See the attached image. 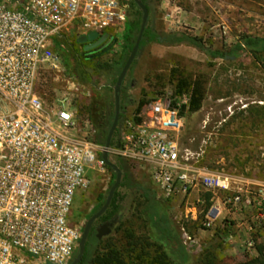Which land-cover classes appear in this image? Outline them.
<instances>
[{"label":"rangeland","instance_id":"374dc122","mask_svg":"<svg viewBox=\"0 0 264 264\" xmlns=\"http://www.w3.org/2000/svg\"><path fill=\"white\" fill-rule=\"evenodd\" d=\"M138 1L147 10L145 29L151 30L156 40L139 45L126 74L123 81L128 84L124 91L125 108L121 116L119 112L108 152L112 164L128 167L131 186L119 185L114 193L120 206L118 214L107 222L97 220L93 224L94 235L102 225H106L110 233L90 244L89 256L93 257L101 249V242L109 238L124 243L131 242L130 236H134L146 239L150 245L142 251L141 260L136 264H148L163 253L172 264H240L245 261L242 256L244 235L233 236L225 243L219 229L203 230L192 219L195 212L199 219L202 218L209 194L198 190L187 198L164 199L150 168L119 157L115 150L119 144L117 130L121 137L127 121L140 123L146 119L150 105L158 100L182 105L187 94L174 96L178 80L200 79L205 88L201 108L196 113L184 111L181 114L185 118L184 127L179 136L172 139L196 158L193 165L198 168L264 184V53L254 55L246 49L243 52L235 50L245 37L264 38V0ZM133 3L130 21L133 29L129 36L135 42L143 13L140 6ZM125 31L115 36L117 44L112 49L91 59L83 55V46L77 43L78 36L72 33L58 36L53 42L58 63L55 67L43 66L37 74L35 92L47 114L55 113L65 101L77 123L78 132H71L76 139L87 137L93 143L98 141V129L92 126L87 111L94 100L105 95L114 97V88L107 84L106 73L100 65L118 58ZM169 34L196 38L204 49L187 42L163 43L162 38ZM210 52L222 56L214 57ZM140 101L145 103L137 112ZM86 121L91 135L87 134ZM105 141L95 144L103 148ZM108 168L105 165L88 171L85 185L75 194L69 222L80 235L88 219L105 203L115 182V173ZM140 188L155 196L158 216L168 222L171 229L170 240L167 241L150 221L143 204L145 193ZM28 264L46 263L30 259Z\"/></svg>","mask_w":264,"mask_h":264},{"label":"built area","instance_id":"2783aa9c","mask_svg":"<svg viewBox=\"0 0 264 264\" xmlns=\"http://www.w3.org/2000/svg\"><path fill=\"white\" fill-rule=\"evenodd\" d=\"M131 20L127 0H0V264H69L77 250L73 200L87 172L105 166L103 148L71 134L77 123L65 101L47 114L35 81L43 66L58 63V36L114 38ZM187 105L186 96L182 105L153 102L146 119L125 123L115 153L147 165L164 199L209 194L194 223L219 229L225 243L244 235L242 256L253 259L256 245L264 246V184L193 165L196 158L172 139L184 127L180 109ZM86 129L91 135L88 121Z\"/></svg>","mask_w":264,"mask_h":264},{"label":"trees","instance_id":"16d2710c","mask_svg":"<svg viewBox=\"0 0 264 264\" xmlns=\"http://www.w3.org/2000/svg\"><path fill=\"white\" fill-rule=\"evenodd\" d=\"M145 3V0H141ZM133 0H130L129 5L130 9L134 8L135 5ZM135 20V19H134ZM126 31L122 37V44H121V52L118 54V58L110 63L101 64L100 68L106 73V81L108 85H111L113 88L116 86L118 76L127 61L128 54L134 47L135 42L131 40V33L133 26L130 22L126 26ZM115 38V37H114ZM116 39V38H115ZM136 40V39H135ZM147 40H156L155 34L151 32L149 29H145L140 46H142ZM55 41V40H54ZM163 43L168 45H177L184 42L194 45L199 49H204L201 42L196 38H192L186 36L184 34H169L162 38ZM244 49L250 51L254 55L264 53V38H257V37H245L242 39L240 44L235 46L236 51L243 52ZM84 51V50H83ZM82 51V52H83ZM210 54L214 57L222 56L220 53L210 52ZM83 55L86 59H91L94 57H98L101 54L93 56L88 52H83ZM128 87V84L122 83L119 92V112L120 116L125 108V96L124 91ZM113 91V90H111ZM182 94H187L188 98V105L187 107L183 106L181 114L184 111L188 113H196L201 108L202 102L205 96V88L204 83L200 79L195 80H187V79H180L178 80L175 88H174V96H181ZM124 101V102H123ZM144 101H140L137 112L141 109L144 105ZM115 102L114 97H109L105 95L104 98L100 100H94L88 108L87 115L91 121L92 126H95L98 129V141L95 143H103L106 140L110 121L114 118L115 115ZM117 135L120 137L119 131L117 130ZM119 142V140H118ZM119 171L122 174V182L120 187L128 186L130 187V180L128 176V167L123 164L122 166H117ZM108 168V167H107ZM111 170L110 168H108ZM112 171V170H111ZM145 195L143 196V204L145 205V210L149 214V219L152 222L153 226L158 227L160 233L163 237L168 241L172 238V232L168 225V222L165 220H161L158 216V202L155 200L154 195H149L148 191L140 188ZM209 197V196H208ZM104 204V203H103ZM99 206L98 210L103 206ZM206 206H209L207 201ZM120 211V206L117 204V194L114 195L109 208L106 212L98 219L99 222H107L111 220L115 215L118 214ZM131 242H124L121 241H112L109 238L107 241L101 242V249L97 250L93 257L89 256V246L92 242H97L96 235L92 231H90L88 235L87 242L85 244V250L82 257V260L79 264H136L137 261L141 260V253L143 250L150 246L146 243V239L141 237H134L130 236ZM157 245V244H156ZM159 246V245H157ZM138 250L139 253L136 254ZM257 257L245 260L240 264H264V246L261 244L256 245ZM77 253V250L75 251ZM74 253V254H75ZM134 256V258H133ZM48 264V263H46ZM148 264H172L168 260V256L164 253L161 254L158 258L153 259Z\"/></svg>","mask_w":264,"mask_h":264},{"label":"water","instance_id":"95a60500","mask_svg":"<svg viewBox=\"0 0 264 264\" xmlns=\"http://www.w3.org/2000/svg\"><path fill=\"white\" fill-rule=\"evenodd\" d=\"M138 6H140L143 16H142V24H141V28L139 31V35L135 41L134 47L130 52V55L126 61V63L124 64L118 79H117V83L116 86L114 87V102H115V115H114V119H113V123L111 125V128L108 132L104 147H103V152L101 155L102 160L104 161L105 165L107 167H109L114 173H115V182L113 184V186L110 188L109 192H108V196L106 198L105 203L103 204V206L98 210V212H96L95 214H93L88 221L86 222L82 233L80 235L79 238V242H78V247H77V255L76 257L71 261L70 264H79L80 261L82 260L83 254H84V250H85V244L87 242L88 239V235L91 231V228L93 226V224L106 212V210L109 208V205L112 201L113 195L115 193V191L117 190V188L120 185L121 182V172L119 171V169L110 162L109 157H108V152H109V148H110V142H111V138L116 130L117 127V123H118V118H119V92H120V87L126 77L127 72L129 71L130 67L132 66L135 57L137 55L138 49H139V45L145 30V24L147 21V10L144 6L141 5V3L138 0H133ZM91 43L94 42V44H90V45H86L84 46L83 50L84 52L90 51L93 48H96L98 46H101L102 44H105L107 46V51H109L110 49H112L116 44H117V39L110 37L108 35H103V36H98L96 33H91L87 36L84 37H80L77 40L78 44H85V43ZM110 233L109 228L106 225H102L98 230H97V234H96V238L99 240L102 237L108 235Z\"/></svg>","mask_w":264,"mask_h":264},{"label":"flooded vegetation","instance_id":"af4514ba","mask_svg":"<svg viewBox=\"0 0 264 264\" xmlns=\"http://www.w3.org/2000/svg\"><path fill=\"white\" fill-rule=\"evenodd\" d=\"M90 44H94V42H91V43H85V44H81L84 48V46L86 45H90ZM107 50V46L105 44H102L101 46H98L96 48H93L92 50L90 51H87L88 53L92 54L93 56L95 55H98V54H102V53H105ZM83 51V49H82ZM84 52V51H83Z\"/></svg>","mask_w":264,"mask_h":264}]
</instances>
